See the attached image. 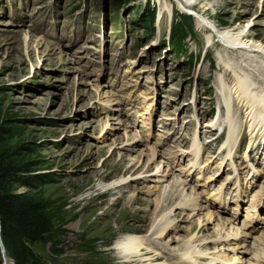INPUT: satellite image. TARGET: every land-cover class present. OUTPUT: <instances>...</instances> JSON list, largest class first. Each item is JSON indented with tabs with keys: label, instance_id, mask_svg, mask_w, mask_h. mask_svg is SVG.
<instances>
[{
	"label": "rangeland",
	"instance_id": "obj_1",
	"mask_svg": "<svg viewBox=\"0 0 264 264\" xmlns=\"http://www.w3.org/2000/svg\"><path fill=\"white\" fill-rule=\"evenodd\" d=\"M145 1L0 0V126L5 130L3 138L10 153L8 162L16 166L26 163L30 168L27 174L31 171L39 173L47 180L34 189L14 183L10 187L13 192L39 197L58 232V243L53 248L43 243L32 246L41 264H132L121 256L123 241L128 237H147L152 233V222L175 202L166 200L162 206H157L159 201L160 205L162 202L158 198L163 180H158L161 176H155L158 165L162 166L163 171L160 172L163 175L170 173L169 169H164L168 149L177 156L172 163L175 173L178 169L175 162L184 169L189 165L187 156L177 154L183 151L185 144L182 143L181 149L177 150L176 141H171L174 138H166L167 129L180 121L176 112H181L170 98L177 99L180 95L183 117L187 121L191 117L187 103L190 90L195 86V103L200 116L201 106L207 109L212 104L215 110L216 94L213 91L212 97L210 92L217 78L221 76L226 87L230 88L231 73L236 72V65L230 67L232 62L229 60L225 67L219 62L218 54H222L219 46L210 47L205 43L197 16L203 6L206 7L204 16L218 29L242 27L264 46V0H190L192 2L187 6L183 4L184 0H167L173 5L170 11L164 6L165 0H147L156 9L151 34L140 22ZM102 13L103 20H107L111 27H116L117 22L123 24L124 20L132 24L131 40L137 42L134 55H143L140 60L134 58L137 62L135 68L140 71L155 69L146 81L143 77L145 72L139 73L144 90L147 92L148 82L154 77L162 81V72L163 78L166 77L158 96L162 102L150 110L154 125L148 130L146 118L143 122L134 118L133 127L123 125L129 117L105 86L107 81L98 80L100 67H104L105 73L116 51L110 36L100 25ZM178 28L186 37L183 57L172 54L169 44L172 32ZM25 32L31 39L27 53L23 39ZM87 41L101 46L104 55L97 56L95 50L86 45ZM194 52L199 56L191 66ZM234 99L227 124H239L245 131L246 118L242 122V113L247 117L245 108L236 105ZM226 110L227 107L220 113L223 111L226 116ZM208 115L199 119L205 120ZM201 125L204 136H200L199 142L203 143V139L211 138L213 131ZM191 127L188 125L187 129L180 130L179 136L184 142H191ZM212 142H208L210 147ZM217 146L216 143L213 150L207 149V156L198 160L203 162L200 167L204 171L205 166L208 168L213 162L211 157L216 155ZM151 148L156 151L153 158L149 157ZM216 164L217 160L207 173L210 178L199 189L209 187ZM172 176L176 177L171 171L162 185H168ZM189 178L190 173L185 177L186 181ZM120 180L125 183L116 187ZM182 183L183 180L178 184L184 186ZM111 184L114 188L106 192L103 185ZM184 188L189 191V187ZM193 192L195 196L197 192ZM171 208L174 216L167 217L165 222L173 219V225L155 222L159 228L170 226L163 239L153 237L155 254L163 252L167 244L178 248L183 240L190 237V232L192 235L202 233L207 241L211 236L220 238L215 220H212L214 225L210 222L208 226L203 224L199 227L197 223L198 218L205 219L207 210H216L213 204L210 209H199L198 213L189 209L181 211L177 206ZM190 213L194 215L192 218L188 216ZM213 213L214 216L226 217L224 212ZM159 234L156 232L155 235ZM230 242H234L231 237ZM147 243L149 245V241ZM232 245L224 242L213 249L225 246L229 250ZM150 247L153 248L151 244ZM6 257H9L8 253L0 250V258L9 263L11 260ZM159 260H164L165 264H189L181 259L178 250L174 255L168 250Z\"/></svg>",
	"mask_w": 264,
	"mask_h": 264
},
{
	"label": "bare ground",
	"instance_id": "obj_2",
	"mask_svg": "<svg viewBox=\"0 0 264 264\" xmlns=\"http://www.w3.org/2000/svg\"><path fill=\"white\" fill-rule=\"evenodd\" d=\"M165 1L166 2L164 3V6L166 9L170 11L173 5L171 2L167 0ZM191 2L192 1L190 0H184L183 4L187 6V5H190ZM205 10H206V7L203 6V10L201 11L200 14L197 15L199 18L198 28L200 31L204 32L205 43H207V46L212 47L214 45H217L222 49V54L221 55L218 54V60L220 63L222 64L224 63V67L225 65H228L227 60L232 62V65H229L230 67H232L233 65L234 66L236 65L235 66L236 72L232 71L231 69L232 71L231 73L232 79L230 82L231 87L230 88L226 87L224 81L220 82L221 90L226 89V94L224 93L221 98L225 107L228 108V111L226 110V118L227 120L228 118L230 119V117H227V115H229V111H231L232 109V108L230 109L232 105V104L230 105V95L233 94V96L235 97L236 103L240 105L241 107L245 108V113L247 115L246 120H245L246 126H247V129H246L247 137H248L247 145L250 144L251 146V144L254 142V139H261L263 137V132H264V116L260 117V115L262 114L264 115V46L261 45L260 42H257L255 39H253V37L250 36L247 31H244L242 27L241 28L234 27V28L218 29L214 23L210 22L204 16ZM14 32H17V31H14ZM27 33L25 32L23 34L26 53L30 51L29 46H30V40H31L28 38L29 36L27 35ZM237 68L240 70L239 72ZM234 119H232L233 122H235ZM225 124H226L227 130H226V135L224 139V144L226 147H232L236 144V139H237L236 136L239 135L238 132L240 133V130H238L237 124L229 126L226 123V121H225ZM248 133H250V135ZM178 145H181V142H179ZM198 151H199L198 147L193 148L192 150L193 157L197 156ZM227 151L228 153L233 152L231 150H227ZM155 152H156L155 149L151 148L149 157L153 158V155ZM221 152L222 150H219L218 154H220ZM241 156H244V153H242ZM159 162L161 163L162 161L159 160ZM189 162H191V166H196L197 170L200 173L205 172L204 168L198 167L196 163V162H199L198 160L190 158ZM230 162L232 161L229 160V164ZM206 167L207 166H205V169H207ZM161 168L162 166L160 165L156 166L155 176H161L162 178L159 177L158 180L160 181L163 180L162 181L163 183L165 180L168 179V177L166 178V176L169 175L171 171L169 169L170 173L167 174L166 172L167 175L165 176L160 172V171H163L161 170ZM197 178L198 176H196V179ZM168 181H169L168 185L167 184L162 185V183L160 182L161 187H160V195H159L158 201L159 199H161L162 202L160 205V201H159L157 206L158 205L162 206L164 202H166V200L167 201L175 200V202L174 203L172 202L173 204L170 203L172 205L163 210L162 216L159 219H156L155 221L152 222V229H151L152 233L149 234L150 237L149 235L145 238H142L140 236H134L131 238L128 237L123 241L120 253H121L122 258L126 259L125 260L126 262H129L132 264H165L163 261L159 262L160 257L162 255L167 254L168 250H170L174 255L175 251L177 250L179 251L180 249H181V252L179 254L181 255V259L183 261L191 262L192 260H194L193 256L198 255V253L200 252L198 249L191 248V247H195L196 245H199V246L206 245V243L204 242L207 240L205 236H202V233H197L195 235H192V232H190V237L183 240L182 245H180L178 248L177 246L176 247L173 246L172 248V244H171V247H170V244H167V248H164L163 252L157 253L158 254L157 255L155 254L156 252L154 253L152 248L150 247V244L151 245L153 244L152 242L153 237L163 239L165 237V234L168 233L167 228L171 226L173 219H168L167 223L170 222V226L168 227L164 225L165 227L161 226V228H159L160 226L159 224L163 221L165 222L167 220V217L174 216L172 212L174 207L171 208L172 206H175V207L177 206V208H179L181 211L189 209V210H194L195 212L197 211V213L200 212V210H203L205 208L204 205L201 204L197 200V198L194 196L193 194L194 190L189 189V191H186L184 186L179 185L181 183L180 179L176 177L174 178L172 176L171 180H168ZM123 182L124 180H120L119 182H116V187L125 183ZM103 186L104 188L105 187L107 188L105 190L106 192L114 188V185L112 184L107 185V186L103 185ZM261 187L264 189V184L261 185ZM187 194L188 196H186ZM219 202L221 201L219 200ZM222 203L225 204V202H222ZM179 214L181 213L179 212ZM188 216L189 218H192L194 215L190 213ZM204 218L205 219L203 218L197 219V223L199 227L202 226L203 224H207L208 226L209 223L212 222V220L213 221L215 220L217 222L216 232L217 230L219 231L220 236H218L219 234H217V236L220 238L213 239V236H211L210 240H215L218 246L220 244H223L224 242H227L228 244H233L230 248L242 246L246 233H243V232L237 233L236 231H234L233 228L230 226L229 222L227 221L226 217L220 214H218L217 216H214V213L212 211L207 210V213ZM155 222L159 224L157 223L155 224ZM167 223L166 225H168ZM156 232H160L159 236L155 235ZM216 232L214 236H216ZM227 237L229 238L228 241H226ZM230 237L231 239H236V241L231 243ZM148 241H149V245L147 243ZM223 248L224 250H227L225 246ZM165 249H168V250H165ZM2 252H5V250L3 249ZM251 253L253 255H256L257 253H259V256L251 264H258L259 262L264 263V248H261L259 252H256L255 250H253ZM216 255L218 256L216 260H218L220 264H229L228 262H225L220 259V258L222 259L225 258L224 257L226 256L225 253L216 254ZM236 258L237 256H233L231 260H235Z\"/></svg>",
	"mask_w": 264,
	"mask_h": 264
},
{
	"label": "trees",
	"instance_id": "obj_3",
	"mask_svg": "<svg viewBox=\"0 0 264 264\" xmlns=\"http://www.w3.org/2000/svg\"><path fill=\"white\" fill-rule=\"evenodd\" d=\"M155 19L156 9L146 0L140 22L150 34L154 31ZM172 33L169 41L171 52L174 55L182 54L186 37L179 28ZM198 56L193 53L191 58ZM4 133V128L0 126V240L14 264H41L32 246L43 243L53 248L58 243V232L51 223L45 203L39 197L26 192H13L10 186L14 183L34 189L47 180L39 173L31 171L27 174L30 168L26 163L16 166L8 162L10 153L3 138Z\"/></svg>",
	"mask_w": 264,
	"mask_h": 264
},
{
	"label": "water",
	"instance_id": "obj_4",
	"mask_svg": "<svg viewBox=\"0 0 264 264\" xmlns=\"http://www.w3.org/2000/svg\"><path fill=\"white\" fill-rule=\"evenodd\" d=\"M0 250H1V252L3 251V246H2L1 240H0Z\"/></svg>",
	"mask_w": 264,
	"mask_h": 264
}]
</instances>
